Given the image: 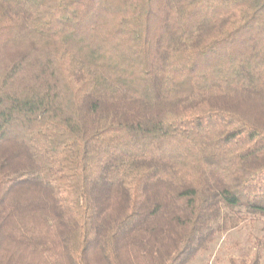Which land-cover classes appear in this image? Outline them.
I'll return each instance as SVG.
<instances>
[{"label": "trees", "instance_id": "obj_1", "mask_svg": "<svg viewBox=\"0 0 264 264\" xmlns=\"http://www.w3.org/2000/svg\"><path fill=\"white\" fill-rule=\"evenodd\" d=\"M259 220L264 0H0V264H193Z\"/></svg>", "mask_w": 264, "mask_h": 264}, {"label": "rangeland", "instance_id": "obj_2", "mask_svg": "<svg viewBox=\"0 0 264 264\" xmlns=\"http://www.w3.org/2000/svg\"><path fill=\"white\" fill-rule=\"evenodd\" d=\"M257 240L263 242L264 264V221H249L235 230L218 237L208 253L200 255L193 264H230L232 257H240L255 247Z\"/></svg>", "mask_w": 264, "mask_h": 264}]
</instances>
